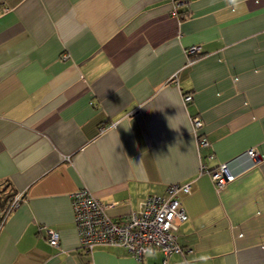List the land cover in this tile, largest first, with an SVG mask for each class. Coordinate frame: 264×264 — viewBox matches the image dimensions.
Segmentation results:
<instances>
[{
	"label": "crops",
	"instance_id": "1",
	"mask_svg": "<svg viewBox=\"0 0 264 264\" xmlns=\"http://www.w3.org/2000/svg\"><path fill=\"white\" fill-rule=\"evenodd\" d=\"M178 1L0 0V264H264V0ZM174 183L185 254L80 247L74 192L121 219Z\"/></svg>",
	"mask_w": 264,
	"mask_h": 264
},
{
	"label": "built area",
	"instance_id": "2",
	"mask_svg": "<svg viewBox=\"0 0 264 264\" xmlns=\"http://www.w3.org/2000/svg\"><path fill=\"white\" fill-rule=\"evenodd\" d=\"M180 1L173 0V13H177ZM198 46L188 49V54L198 53ZM192 94H185L184 100L191 101ZM194 129L203 126L199 116L193 117ZM200 145H206V138L199 136ZM246 154L255 159L258 152L250 149ZM201 172H207L218 188L236 179L237 175L231 170L229 163L223 162L217 168L208 170L202 165ZM190 192V183L171 184L166 193L151 194L145 198L140 208L125 215L121 219H114L108 213L110 206L99 200L90 190L82 188L72 195L74 219L79 234L80 247L85 251H92L101 245L122 246L128 249L138 260L145 256L143 249L152 247L164 254V263L173 253L185 254L184 248L177 240L174 230L176 221H185L188 215L183 207L180 193ZM22 193H17L9 206L11 212L23 200ZM2 214V212H0ZM48 240L57 246L60 243L58 230L49 228Z\"/></svg>",
	"mask_w": 264,
	"mask_h": 264
},
{
	"label": "clouds",
	"instance_id": "3",
	"mask_svg": "<svg viewBox=\"0 0 264 264\" xmlns=\"http://www.w3.org/2000/svg\"><path fill=\"white\" fill-rule=\"evenodd\" d=\"M244 0H231V4L234 6V10H239L240 7L243 5ZM143 253L145 256H153L156 254V250L153 249L152 247H148L146 249H143ZM212 257L208 256V255H202L199 257V260L201 262H204V264H206V262L208 260H210Z\"/></svg>",
	"mask_w": 264,
	"mask_h": 264
},
{
	"label": "trees",
	"instance_id": "4",
	"mask_svg": "<svg viewBox=\"0 0 264 264\" xmlns=\"http://www.w3.org/2000/svg\"><path fill=\"white\" fill-rule=\"evenodd\" d=\"M198 54H199V52H198ZM189 55L191 57H195L197 55V53H192ZM16 194L17 193H12L5 198V202H4V204L1 208V211H0V212H2V214H1V220L2 221L9 215V213H11V210H9V206L12 203V200L14 199ZM22 197L24 198V195H22Z\"/></svg>",
	"mask_w": 264,
	"mask_h": 264
}]
</instances>
